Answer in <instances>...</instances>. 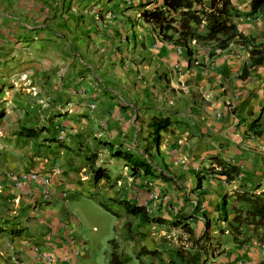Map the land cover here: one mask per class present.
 Instances as JSON below:
<instances>
[{"label":"crops","instance_id":"crops-1","mask_svg":"<svg viewBox=\"0 0 264 264\" xmlns=\"http://www.w3.org/2000/svg\"><path fill=\"white\" fill-rule=\"evenodd\" d=\"M162 1L0 0V264H78L79 220L52 203L70 192L127 200L168 222L192 216L196 237L209 221L211 245L224 253L206 264H264V222L243 212L242 223L235 213L238 198L264 195V133L248 132L264 104V64L249 68L247 49L236 45L188 68L185 53L141 17ZM250 1L230 0L233 22L264 44V17H248ZM116 149L149 159L153 175L131 176L120 159L124 172L114 181L97 161L109 162ZM215 160L237 168V179L226 181ZM97 167L108 179L93 180ZM31 173L40 181H16ZM124 220L138 234L137 220ZM117 247L110 264H122ZM143 247L159 253L139 264H168L150 240L133 249L136 258Z\"/></svg>","mask_w":264,"mask_h":264},{"label":"trees","instance_id":"trees-1","mask_svg":"<svg viewBox=\"0 0 264 264\" xmlns=\"http://www.w3.org/2000/svg\"><path fill=\"white\" fill-rule=\"evenodd\" d=\"M259 16L264 17V0H251L248 17L255 19ZM141 17L157 28L158 37L162 41L185 53L188 68L192 66L205 67L214 57L229 51L236 45L247 49L249 68L264 64V44H256L252 38L237 30L233 20L239 17V13L230 0H208L206 3L203 0H163L161 7L144 10ZM201 51H206L205 55L201 54ZM160 129L157 128V134L154 136L156 144L159 142ZM248 132L253 135L264 133V104L261 113L251 123ZM23 134L28 137L33 136L31 130ZM109 152L112 158L122 159L131 165V176H135L139 171L144 175H153L150 171V164L146 160L135 159L127 151L119 149L109 150ZM87 160L90 161L91 157H88ZM92 161L94 163V160ZM215 161L221 167L220 175L224 176L226 181L231 182L237 179L239 173L237 168L233 166L227 168L221 161ZM91 174L94 181L108 179L107 171L102 167L92 168ZM197 187H201V178H197ZM237 201L241 202V208H238L235 213H237V218H241L242 223L243 212L247 221L264 222V195L240 197ZM118 203L125 209V213L129 217L137 220L140 227L165 225L176 230L179 229L184 234L185 243L175 249L167 250L168 264H206L211 258H216L224 253L222 247L211 245L209 221H205V230L202 235L196 237L193 234V229L187 223L192 216L168 222L152 217L141 205L127 200H119ZM243 207L245 211H243ZM235 220L234 223H236ZM230 232L236 237V234H239V228L230 224ZM158 253L159 251L156 249L147 250L143 247L139 252V257L142 255L156 257Z\"/></svg>","mask_w":264,"mask_h":264},{"label":"rangeland","instance_id":"rangeland-1","mask_svg":"<svg viewBox=\"0 0 264 264\" xmlns=\"http://www.w3.org/2000/svg\"><path fill=\"white\" fill-rule=\"evenodd\" d=\"M150 143L153 149H155L156 143L153 137H151ZM67 156L71 158L72 154H68ZM85 158L86 156H83L82 161ZM150 158L153 159V157ZM102 160L103 163L99 162V160L97 163L100 166H103L105 162L107 163L105 167L110 169L114 181L121 177V174L124 172L122 160L117 158H111L108 160L109 162L106 159ZM146 162L150 163L149 159H146ZM52 203L58 209H62L63 206L67 205L71 213L76 214L79 220V224L75 225L73 230L74 240L77 243L82 242L80 252L78 250L80 253L78 264H110L114 243L118 246V256L122 264H139L140 257L137 256L138 259L135 257L133 249H137L142 244L148 245L149 240L152 241V247L156 248L161 245V250L166 252L185 243L186 237L180 230H173L171 228L161 230L158 226H155L156 229L145 232L140 231L142 226L138 225L135 227L136 230L134 229L138 234H134L133 236L131 232H128L124 220V217L127 216L125 209L119 205L118 201L108 200L106 196L101 194L89 193L84 196L81 192H70L62 200L53 198ZM131 224L129 227H131ZM145 226L148 227V225ZM82 252L84 253L82 254Z\"/></svg>","mask_w":264,"mask_h":264},{"label":"built area","instance_id":"built-area-1","mask_svg":"<svg viewBox=\"0 0 264 264\" xmlns=\"http://www.w3.org/2000/svg\"><path fill=\"white\" fill-rule=\"evenodd\" d=\"M91 108H93V105L91 106ZM62 133H60V136H59V139H62ZM28 179H30L31 181H34V182H37V181H40V177L39 175L35 174V173H31L29 175L27 174H23L22 176H20L19 179H17L16 181L17 182H21V181H27ZM42 199L44 201H48L49 200V192L48 190H45L44 193L42 194ZM36 251H38V248L35 249ZM79 252L76 251L75 252V255H78Z\"/></svg>","mask_w":264,"mask_h":264}]
</instances>
